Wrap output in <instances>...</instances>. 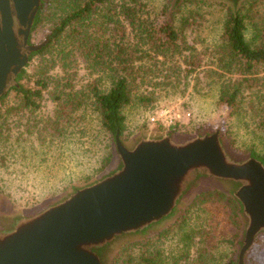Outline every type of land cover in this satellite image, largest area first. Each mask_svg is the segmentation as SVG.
<instances>
[{"label":"rangeland","instance_id":"1","mask_svg":"<svg viewBox=\"0 0 264 264\" xmlns=\"http://www.w3.org/2000/svg\"><path fill=\"white\" fill-rule=\"evenodd\" d=\"M145 1L150 17L159 21L165 19L172 6L171 0ZM225 15L226 9L218 4L199 7L187 4L175 12L177 28L183 26L184 19L189 21L182 32L189 45L198 50L196 55L202 54L203 67L188 75L181 57L171 59L177 65L176 68L169 61L163 65L165 59L152 53V57L137 63L135 68L140 69L135 70L132 78H129L136 97L123 110L126 129L122 140L131 143L141 134L166 132L167 128L152 124L150 118L168 112L170 116L181 115L185 122L179 127L178 134H195L220 127L226 143L236 154L250 155L256 151L258 155L264 156V80L247 90V104L243 105L244 109L234 112L220 104L218 86L210 75V66L214 69L212 65L217 63L212 57L221 44ZM50 28V23L41 24L31 35L33 44L43 42ZM251 37V31L247 32L248 40ZM76 59L77 64L67 73L63 72L59 61L56 62L59 65L51 66L49 75H53V81L44 91L38 110L31 112L18 108L21 106V95L13 88L6 99L0 102V114L3 115L0 118V210L7 214L33 210L76 187L89 184L113 164L114 151L111 162L105 168L102 166L109 151V136L101 127L99 112L91 99L78 111L71 112L66 119L61 118L58 127L52 125L59 112L53 100L56 96L54 88L67 82L65 79L91 97L93 87L97 86L100 92H107L112 86L114 75L110 70L94 71L84 58L77 56ZM169 66L175 70L172 72ZM47 67L49 69L50 66L42 64L41 58L36 57L27 67L22 85L35 88L36 80ZM261 71L264 77V67ZM142 96L146 101L139 100ZM188 113L190 117H187ZM210 189L226 192L222 186H212ZM196 196L186 206L193 205ZM230 205L223 199L213 198L198 200L196 208L191 210L194 226L206 224L207 227H215L214 237L210 240V244L216 247L212 251L211 264H225L237 257L238 245L232 247L224 242L234 239L238 233L230 217ZM175 216L144 237L156 235L169 227ZM257 241L247 256L246 264H264V236ZM181 245L179 237L172 231L166 237L163 248L166 255L178 256L179 252L183 253ZM198 248L199 245L192 249L191 259L197 257Z\"/></svg>","mask_w":264,"mask_h":264},{"label":"water","instance_id":"2","mask_svg":"<svg viewBox=\"0 0 264 264\" xmlns=\"http://www.w3.org/2000/svg\"><path fill=\"white\" fill-rule=\"evenodd\" d=\"M42 1L0 0V99L18 86L16 78L31 55L49 40L28 43ZM210 1L237 9L244 0ZM14 17L23 28L25 50L16 45ZM113 151L111 168L93 182L33 210H0V264H112L122 244L171 221L212 186L225 187L242 207L238 264L264 236V163L236 154L220 127L195 134H141L131 143L118 133Z\"/></svg>","mask_w":264,"mask_h":264},{"label":"trees","instance_id":"3","mask_svg":"<svg viewBox=\"0 0 264 264\" xmlns=\"http://www.w3.org/2000/svg\"><path fill=\"white\" fill-rule=\"evenodd\" d=\"M171 1L168 14L164 20L159 21L150 17L145 0H43L32 33L41 24L50 23L47 36L49 40L43 48L31 55L30 63L40 57L41 63L50 67L40 73L35 88L22 85L26 69L19 74L18 86L12 89L21 95V106L18 108L29 109L31 112L40 108L39 102L43 93L53 81L49 70L51 66L59 65L56 63L58 61L65 73L77 64V56L84 58L94 71L110 70L114 78L107 92H100L95 86L91 97L89 93L75 88L65 79L67 82L54 88L56 96L53 98L59 107L52 122L55 127H58L61 118L66 119L71 112L84 107L90 99L93 101L101 118V127L109 136V151L102 164L105 168L112 160L117 134L122 139L126 129L123 110L136 97L129 79L135 70L140 69L135 68L136 64L143 62L146 57H152V53L165 59L162 61L163 65L169 61L176 68L177 65L171 59L181 57L188 75L200 70L204 63L200 56L202 54L196 55L198 50L189 45L182 32L189 21L184 19L183 26L177 28L174 15L187 4H195L197 7L218 4L226 9V15L220 47L216 48L212 57L217 63L212 65L215 66L214 69L210 66V75L218 86L220 104L234 112L244 109L243 105L247 104V90L260 85L264 80L261 76V69L264 67V0H244L237 9L224 1L183 0L177 7L174 6L175 0ZM249 31L252 34L250 40L247 38ZM174 67L169 69L173 72ZM139 100L146 101V98L142 96ZM2 116L0 114V118ZM167 131L171 134L178 133L179 126L175 125ZM250 155L264 163V156L258 155L256 151H252ZM213 198H220L231 204L230 217L233 218L238 233L234 239L224 242L236 247L243 227L242 207L232 195L219 189H210L197 195L193 205L184 207L174 215L175 219L169 227L156 235L122 244L113 255L112 264H211L212 251L216 247L210 244V240L214 237L215 227H207L206 224L194 226L191 210L196 208L198 200ZM172 231L182 244L183 253L179 252L178 256L166 255L163 248L166 237ZM198 245L200 248L197 249V257L191 259V251ZM225 264H238V259L232 258Z\"/></svg>","mask_w":264,"mask_h":264},{"label":"built area","instance_id":"4","mask_svg":"<svg viewBox=\"0 0 264 264\" xmlns=\"http://www.w3.org/2000/svg\"><path fill=\"white\" fill-rule=\"evenodd\" d=\"M168 112H161L160 114L158 113L156 116H153L150 118V121L152 124H159L163 128H171L175 125H178L179 127H182L185 122L181 115H174L170 116L168 115ZM191 114L188 113L187 117H190Z\"/></svg>","mask_w":264,"mask_h":264},{"label":"flooded vegetation","instance_id":"5","mask_svg":"<svg viewBox=\"0 0 264 264\" xmlns=\"http://www.w3.org/2000/svg\"><path fill=\"white\" fill-rule=\"evenodd\" d=\"M13 23H14V25H13V30H14V32H15L17 35H19V30H21V29H23V28H22V26L20 25V23H19V21L17 20L16 17H14ZM28 43H29V45H32V44H33V42L31 41V35H30V37H29ZM16 45H17L18 47H21L23 50H25V48H24V46H23V36H22V35H21V36L19 35V38L17 39ZM28 50H29V49L26 48V51H28ZM16 80H17V78H16Z\"/></svg>","mask_w":264,"mask_h":264}]
</instances>
